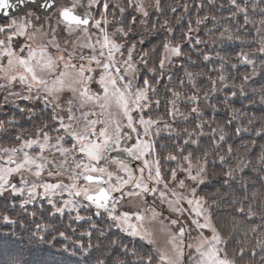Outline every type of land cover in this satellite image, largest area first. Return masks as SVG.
Returning a JSON list of instances; mask_svg holds the SVG:
<instances>
[{
  "label": "snow or ice",
  "instance_id": "snow-or-ice-1",
  "mask_svg": "<svg viewBox=\"0 0 264 264\" xmlns=\"http://www.w3.org/2000/svg\"><path fill=\"white\" fill-rule=\"evenodd\" d=\"M230 3L237 12L245 14L247 23V8L241 7L237 0H230ZM35 4L36 0H0V15L7 17L13 11L24 12L22 20L13 19L0 25V94L4 97L0 107L11 104L21 113L34 112V108H19L16 100H20L41 104V113L49 114L40 126L35 128L34 133H28L27 136L18 134L15 137L20 141L17 146L0 147V153L3 154L0 155V196L5 193H10L13 197L24 196L27 192L20 201L19 208L25 209L26 205L42 199L53 210L49 213L50 216L63 213L66 208L72 211L85 207L87 202V205L95 206L97 215L100 210L106 212L121 231L140 236L150 244L155 241L151 239L152 233L146 228L145 220L159 221L162 230L169 233L171 251L157 248L155 256L151 253L139 256L134 264H185L186 249L187 264H239L249 252L247 239L236 240L233 244L236 233L240 231V223L233 222L231 230L225 232L224 226L218 227L214 220L212 205L206 206L204 197L198 195V189L208 180L209 153L204 152L203 159L195 157V164L192 152L179 157L169 153L164 157V161L180 159L187 162V167H184L183 163L179 165V171L185 174V178L179 180L177 168L170 169V180L166 179V172L169 170L163 168L156 153L155 138L160 135L161 120L153 119L147 113L152 110L153 104L159 105V100L153 101L150 95L155 94L156 88L149 79L145 78L142 85L138 83L140 69L133 56L137 42L130 44L128 40L133 32L132 26L136 23V17L133 16L131 21L125 23V13L129 8L143 17H148L149 12L142 0H127L126 7L121 6L118 0L114 3H109V0H87V10L84 12H78V9L84 7L82 0H70L67 4L61 3V0H43L37 10L44 9V15L47 16L55 9L57 17V26L52 27L50 24L48 30H44L43 25L39 28L35 26L33 21H38L41 17L27 10ZM101 4L103 10L100 11L99 18H96L92 9L99 10ZM155 8L160 10V0H156ZM110 10L112 20L108 18ZM206 19L207 17L198 19L196 23L199 25ZM113 23L120 26L109 32ZM140 23L146 24L147 21L141 20ZM261 23L264 24V20ZM61 26L68 37L63 38V46L62 38L58 34V28ZM162 27H167V21ZM167 30L172 31L170 27ZM191 31L189 27L188 33L183 35L190 36ZM226 32H229L228 28L220 33L221 39ZM77 33L80 35L77 36ZM73 36H76V39H70ZM93 36H96L95 40ZM19 38H24V42L19 43ZM227 38L232 39V36L229 34ZM201 42L197 40V43ZM138 43L143 44V38ZM260 43L261 47L257 52L264 54V37ZM181 46V43L173 45L168 40L163 43V52L159 59L161 75L166 61L171 62L172 57L182 55ZM125 49L127 56L124 55ZM85 50H88V54ZM147 55L148 53L141 52L139 56V60L145 65L148 62ZM249 55L241 51L237 53V59L252 65L254 61L249 59ZM204 59L209 60L210 57L205 55ZM231 67L236 68L237 65L232 64ZM148 71L155 73L156 68ZM186 75L191 77L192 74ZM252 75H255V72ZM251 78L247 74L242 76L243 82L239 85L241 96L245 95V85ZM224 80L225 77L221 75L219 81L222 85ZM93 83L99 85L98 90L93 91ZM212 84L211 91L216 92V81H212ZM17 87L20 91L15 90ZM232 87L234 90L231 95L236 96L237 86L234 84ZM208 95L206 92L205 99ZM173 96L179 97L180 93L173 92ZM10 97L15 99L10 100ZM188 99L199 102L195 95ZM169 103L172 109L168 115L174 118L180 115L175 100ZM213 111H216L214 106ZM191 112L202 114L198 107L192 108ZM237 112L238 110L233 111L232 120L237 118ZM8 123H15L14 118ZM249 123L252 121L249 120ZM2 127L4 122L0 121V128ZM196 127L203 128L204 123L201 122ZM164 128L172 132L171 126L166 122ZM242 130L248 129L236 128L237 133ZM219 131L223 133V128ZM184 132L189 138L193 135H203L188 132L187 129ZM216 133L217 129H213V136ZM261 134H264V129L257 132V135ZM225 139V135L220 134L218 142ZM190 143L199 147L198 140L184 141L185 146ZM34 147L39 151L32 155L29 150ZM160 147L163 148L164 145L161 144ZM178 151L183 153V147ZM231 153L232 148L229 146L227 154ZM219 159L221 164L225 163V156H220ZM133 160L139 162L138 166H132ZM260 162L264 164V155L260 157ZM45 172L49 179L43 177ZM233 172V169H229L226 173L225 185L233 177ZM16 175L20 177L19 186L12 183V177ZM50 179L56 182H49ZM170 182L174 186H170ZM177 188L181 191H177ZM157 193L160 203L167 205L171 213L177 214L176 218L169 219L167 224L164 220L168 218L156 210L155 201L148 209L134 203L140 200L147 203V196ZM65 195L68 199H64ZM125 204L128 210L118 212V208ZM237 211L243 214L244 208L240 207ZM147 212L151 215H146ZM185 212L188 213L190 224H185L180 219ZM31 215L35 217L36 212ZM247 215H254L251 206ZM75 219L81 220L84 217L77 214ZM0 222L7 225L16 224L18 221L9 215L0 214ZM49 227L51 226L37 223L36 231L46 233ZM173 227L177 230L172 231ZM262 228L264 224L253 226L247 231L255 234ZM204 230L211 234L206 235ZM193 231L197 233L195 238L191 235ZM32 236H36V233H32ZM59 236L67 239L64 232H59ZM36 239L43 242L46 236L41 234L36 236ZM193 240L195 242H192ZM111 243L116 244V241ZM76 245L84 255L85 264H88L92 245L89 243L84 246L79 241ZM257 248L264 252V232H261L255 246L251 248L253 255L256 254ZM125 251H128L126 247ZM131 255H137L135 249L131 251ZM13 264L24 262L15 260ZM97 264L104 262L97 261ZM116 264L121 262L117 261Z\"/></svg>",
  "mask_w": 264,
  "mask_h": 264
},
{
  "label": "trees",
  "instance_id": "trees-1",
  "mask_svg": "<svg viewBox=\"0 0 264 264\" xmlns=\"http://www.w3.org/2000/svg\"><path fill=\"white\" fill-rule=\"evenodd\" d=\"M199 3L201 4L198 5ZM237 3L247 8V23L245 14L237 12L230 0H215L214 5L207 0H194L190 17L195 22L186 20V15L181 24L174 28L182 32V55L178 67L170 73L168 82H160L158 76L157 81L150 82L158 90L153 101L159 100L158 106L153 104L150 116L161 120V132L155 138V144L162 164L167 163L163 158L169 153L179 157L192 152L194 164L195 157L203 159L204 152L209 153L208 180L198 189V194L204 197L208 205H212L214 220L218 227L224 226L225 232L231 230L233 222L240 223V231L236 233L233 244L236 240L247 239L249 252L239 264H245V260L249 264H264V252L258 248L255 255L251 252L264 228L255 234L247 231L253 226L264 224V164L260 162V157L264 155V134L257 135L260 129H264V54L257 52L264 37V24L261 23L264 20V0H247L246 3L245 0H237ZM212 9H215L213 13ZM197 16L207 19L199 26L196 23ZM197 26L198 32L190 35V39L183 35L189 27L194 29ZM225 28L229 32L221 39L220 33ZM229 34L232 39L227 38ZM197 40L202 42L197 43ZM241 51L249 53V59L254 64L240 62L237 53ZM205 55L210 59L205 60ZM156 61L155 54L149 63L156 64ZM232 64L237 67L232 68ZM253 72L255 75H252ZM186 73H191V77ZM246 74L252 78L245 85V95L241 96L239 85L243 82L242 76ZM221 75L225 77L223 85L219 81ZM212 81H216V92L211 91ZM234 84L237 86L236 96L231 95ZM173 92L180 93V96L174 97ZM206 92L209 94L207 99ZM194 95L199 98L198 103L188 99ZM172 100H175L180 112L175 118L168 115L172 109L169 101ZM194 107H198L202 114L192 113L191 109ZM234 110H238L237 118L232 120ZM230 120L232 122L229 124ZM249 120L252 121L251 124ZM165 122L171 126V133L164 128ZM201 122L204 127L197 128L196 125ZM237 127L248 130L237 133ZM220 128H223V133L219 131ZM185 129L203 135L189 138L184 132ZM213 129H217L215 136ZM220 134L225 135V141L218 142ZM5 136L13 138H3L2 142L16 143L15 131L8 132ZM189 139L198 140L199 147L191 143L185 146L184 141ZM161 144L164 145L163 148L160 147ZM229 146L232 148L230 155L227 154ZM181 147L183 153L178 151ZM220 156H225V163L221 164ZM168 162L172 167L174 163L175 167L181 163L187 167V162L180 159ZM229 169L234 170L233 177L225 185L224 180L227 179L226 173ZM13 202L0 199V214L9 215L18 221L16 224L7 225L0 222V264H13L15 260H22L24 264H85L84 255L76 245L77 241L84 246L89 243L92 245L88 264H97V261L104 264H116L117 261L121 264H134L139 256L148 253L153 255L150 246L128 237L106 221L94 224L91 220H76V216L67 213L50 216L49 213L53 211L51 206L20 209L19 206L13 207L19 205V200ZM249 206L254 213L252 216L247 215ZM240 207L244 208L243 214L237 211ZM32 212H36L35 217L31 215ZM37 223L51 227L46 233H38ZM59 232H64L67 239L59 236ZM32 233H36V236L43 234L46 239L40 242ZM113 240L116 244L111 243ZM125 247L128 251H125ZM133 249L137 253L135 256L131 255Z\"/></svg>",
  "mask_w": 264,
  "mask_h": 264
},
{
  "label": "rangeland",
  "instance_id": "rangeland-1",
  "mask_svg": "<svg viewBox=\"0 0 264 264\" xmlns=\"http://www.w3.org/2000/svg\"><path fill=\"white\" fill-rule=\"evenodd\" d=\"M211 3V5H214V1L215 0H207ZM70 0H61V3H69ZM84 7L80 8L78 10L84 12L85 10H87V0H82ZM117 2V0H109V3H114ZM118 2L121 4V6H125L127 5V0H118ZM146 10L149 12L148 17H143L141 16L140 13L135 12L134 9H127L125 16H126V21L125 23H127L128 21H131L133 16L136 17V23L132 26L133 27V32L132 34H130V36L128 37L129 43L131 44L132 42H137L136 43V50L133 53V56L136 60L137 63V67L140 69V72L138 74V83L140 85L143 84V80L145 78L149 79L150 82L153 81H157L156 76L159 77L160 82L163 81V83L165 81L168 80V77L170 75V73L173 71V69H175L176 67H178L180 61H181V55L178 57H172L171 62L166 61L165 63V67L163 69V75H161V71L159 68V59H160V54L163 52V43L168 40L171 41L173 45L180 43V38H181V30H174L175 27L179 26L181 24V21H183V16L182 13L185 10V13H187V19L188 21H190V23H194L195 19H191V9H192V4L194 2V0H160V10H156L155 8V3L156 0H142ZM201 3H199L198 5H200ZM176 7V11H173L172 9ZM103 10V6L102 4L99 6V10L97 9H92L93 15L96 18H99V13L100 11ZM212 9V13H213ZM111 11L110 10V14L108 16L109 20L113 19V16L111 15ZM30 12L35 13L36 15H38V13L34 10H31ZM39 16V15H38ZM24 16H20V17H13L7 20L1 19L0 18V25L3 24H7L10 20L16 19V20H22ZM198 19H200V17H195ZM56 20L57 17L55 15V11L47 18H40V20H34V24L37 28H39L41 25H43L44 30H48L49 29V25L51 24L52 27H56ZM141 20H146L147 23L146 24H141L140 21ZM165 21H167V27H162L165 24ZM232 22L234 23V20H232ZM153 25H155V28H153ZM201 24H199L200 26ZM119 24L113 23L110 28H109V32L113 31L116 27H119ZM171 28L172 31L169 32L167 29ZM192 31L190 33V35H195L198 32L199 27L197 26V28H191ZM31 31V29H30ZM186 33H188V30L186 31ZM58 34L59 36L62 38L61 39V45L63 46V38H68L66 36V34L63 32V27L61 26L60 28H58ZM77 36H79L80 34L77 33ZM141 38H143L144 43L140 44L138 43V41L141 40ZM188 39H190L189 36H187ZM15 39V38H14ZM70 39H76V36L71 37ZM96 39V36H93V40ZM24 42V38H19V43H23ZM86 54H88V50H85ZM141 52H146L148 53L146 59H147V64L145 65L143 62H141L139 60V56L141 54ZM156 54V64H150V60L151 57H154V55ZM124 55L127 56V50H124ZM151 68H156V72L152 73L149 72L148 69ZM97 77L99 75V73L97 72ZM189 80V77L188 79ZM168 82V81H167ZM92 89L93 91H96L99 89V85L93 83L92 84ZM16 91H20V89L17 87L15 89ZM163 92V91H162ZM158 94V90L156 89L155 94H150L152 95V99L154 100L155 95ZM163 95H167L165 93H163ZM3 94H0V102L3 101ZM10 100L15 99L14 97H10ZM66 99V97H65ZM16 104L19 105V108H34V112L29 113V112H23L21 113L16 107L12 106L11 104L7 105V106H3L0 107V121L4 122V127L0 128V147H11V146H17L19 142L14 143V144H9L8 142H2V139H8V138H13V137H8L5 136L6 133L11 132V131H15V134H25V136H27L28 133H34L35 128L39 127L42 120H44L46 118L47 115L49 114H42L41 113V108H43V105L41 104H30L28 102H24V101H20V100H16ZM153 106V105H152ZM148 116H150V111L147 113ZM15 120V123L13 124H9L8 121L10 119ZM2 135V136H1ZM54 135V134H53ZM15 137V136H14ZM5 143V144H3ZM30 154L35 155L37 151H39L38 148L29 150ZM157 153V150H156ZM0 155H3L2 153H0ZM0 163H2V161H0ZM139 163V162H138ZM175 165V163H174ZM167 161V163L162 164L163 168L166 170H169L166 172V179L170 180V169L172 168H177V179H184L185 178V174L181 171H179V166L175 167ZM184 165V164H183ZM138 166V165H137ZM185 166V165H184ZM43 177L45 179H49L47 177V172L43 173ZM30 179H34V178H30ZM19 180L20 177L18 175L13 176L12 177V183L17 184V186H19ZM49 182L55 183L56 181L54 179H50ZM67 182V181H65ZM186 183H190L187 182ZM170 186H174L171 185L170 182ZM162 187V185L160 186ZM177 191H181L179 188L176 189ZM27 195V192H25L24 196ZM199 195V194H198ZM24 196H20L17 195L15 197H13L10 193H5L4 195L0 196L1 200H6L9 203H14L13 200L18 199L19 203L20 201L24 198ZM201 196V195H200ZM64 199H68L67 195H65ZM57 200H59V197H57ZM153 201H155V207L156 210L158 212H162L163 213V217L168 218L164 220V223L167 224L169 219H175L176 215L175 213H171L168 208L167 205H162L160 203V200L158 198V193L156 195H152L149 194L147 196V203H144L142 200L140 201H134V203H139L140 207L143 209H148L149 206L153 205ZM206 201V200H205ZM7 203V202H5ZM12 205V204H11ZM85 207H81L78 209H73L72 211H69L67 208L65 209V211L63 213H58L60 215H64V214H72L73 216H76L77 214H79L81 217H84V219L81 220H91L94 221V224H100L104 221L108 222L114 229L119 228L118 226L115 225V223L108 217L107 213L104 212L103 210H100V214L97 215V209L95 208V206H90L87 205V202H85ZM207 202H206V206H207ZM15 206H19V205H15ZM34 207V206H46L48 207L49 205L47 204L46 201H43L42 199H38L35 203L33 204H29L26 205V207ZM185 207H187V205H185ZM128 210L127 204H125L123 207L118 208V212H122V211H126ZM146 215L150 216L151 213L147 212ZM188 217V213L185 212L183 216L180 217L181 221L184 222L185 224H190V220L187 218ZM145 226L146 228L152 233L151 239L153 241H155L154 244H150L147 240L141 239L140 236H134L146 243H148L152 249L153 252L156 255V249H162V250H166V251H171V244L169 243V233L167 231H163L162 230V225L160 224L159 221H149V220H145ZM194 227V226H192ZM120 229V228H119ZM177 229L175 227H173L172 231H176ZM206 235H210L211 233L208 230H204ZM123 232V231H121ZM125 234V233H124ZM128 234V233H127ZM192 237L195 238L197 236V233L195 231H193L191 233ZM192 242H195V240H193ZM186 257H185V264H187V255H188V250L186 249ZM245 264H249L246 263V260L244 261Z\"/></svg>",
  "mask_w": 264,
  "mask_h": 264
},
{
  "label": "water",
  "instance_id": "water-1",
  "mask_svg": "<svg viewBox=\"0 0 264 264\" xmlns=\"http://www.w3.org/2000/svg\"><path fill=\"white\" fill-rule=\"evenodd\" d=\"M41 3H43V0H36V4L30 6L27 10L29 11L30 8H35V9H37V8H38V5L41 4ZM21 7H23V6H21ZM175 8H176V7H174L173 9H175ZM38 12H39L42 16H45V15H44V12H45L44 9H40ZM49 14H50V13H48L47 16H48ZM15 15H24V12H22V11H13V12H12L11 14H9L7 17H4L3 15H0V16L3 17V18H9V17H13V16H15ZM131 163H132V165H135L136 161L133 160Z\"/></svg>",
  "mask_w": 264,
  "mask_h": 264
},
{
  "label": "bare ground",
  "instance_id": "bare-ground-1",
  "mask_svg": "<svg viewBox=\"0 0 264 264\" xmlns=\"http://www.w3.org/2000/svg\"><path fill=\"white\" fill-rule=\"evenodd\" d=\"M53 10H54V9H53ZM117 15H119V14H118V11H117Z\"/></svg>",
  "mask_w": 264,
  "mask_h": 264
},
{
  "label": "flooded vegetation",
  "instance_id": "flooded-vegetation-1",
  "mask_svg": "<svg viewBox=\"0 0 264 264\" xmlns=\"http://www.w3.org/2000/svg\"><path fill=\"white\" fill-rule=\"evenodd\" d=\"M20 142V141H19Z\"/></svg>",
  "mask_w": 264,
  "mask_h": 264
}]
</instances>
